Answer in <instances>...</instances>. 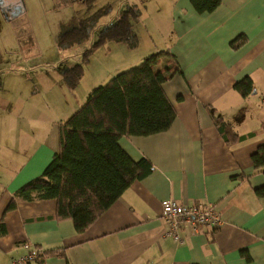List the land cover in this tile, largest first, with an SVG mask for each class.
<instances>
[{
    "label": "crops",
    "instance_id": "crops-1",
    "mask_svg": "<svg viewBox=\"0 0 264 264\" xmlns=\"http://www.w3.org/2000/svg\"><path fill=\"white\" fill-rule=\"evenodd\" d=\"M130 6L144 25L143 44L135 55L121 58L111 78L156 53L162 54L157 67L164 61L180 69L162 84L176 113L171 126L119 139L133 160L147 159L152 171L82 232L72 220L55 217V199H16L8 211L14 192L39 176L57 150L58 126L68 117L50 119V131L37 135L41 141L17 146L25 161L11 169L1 160L7 158L0 159V222L5 226L0 264L37 248L59 253L25 264H264V196L255 192L264 184V173L251 160L264 144V0H220L203 13L191 0H132ZM239 36L243 39L231 46ZM245 77L255 89L244 97L233 85ZM217 116L238 135H253L226 143L215 125ZM166 200L211 204L222 224L196 232L184 228L181 242L166 237L161 217Z\"/></svg>",
    "mask_w": 264,
    "mask_h": 264
},
{
    "label": "trees",
    "instance_id": "trees-1",
    "mask_svg": "<svg viewBox=\"0 0 264 264\" xmlns=\"http://www.w3.org/2000/svg\"><path fill=\"white\" fill-rule=\"evenodd\" d=\"M82 1L86 12L82 17L73 18L68 28L58 35L60 48L65 49L88 39L96 25V18L110 8L105 6L90 14L94 0ZM191 4L199 13L211 12L220 0H191ZM18 12H23V6ZM135 19L136 12L129 6L117 14L115 20L104 24L96 41L84 53L85 59L107 41L134 46L137 42L133 30ZM242 39V36L237 37L231 41V46L238 45ZM161 56L151 54L139 64L118 72L107 83L92 88L83 104L59 124L58 146L51 161L39 176L14 192L7 206L8 211L16 207V199H55V217L72 220L77 232H82L135 180L152 171L153 166L147 159L133 160L120 146L119 139L165 131L175 120L174 107L162 84L180 69L172 63L157 67ZM82 72L80 64L66 68L63 78L67 86H77ZM233 88L244 97L255 89L249 77L235 82ZM214 122L228 144L253 135H238L220 116L215 117ZM251 160L254 168L264 173V144L257 147ZM255 192L264 196V184ZM4 231L1 221L0 233ZM45 253L58 254L59 251H42L36 258H42Z\"/></svg>",
    "mask_w": 264,
    "mask_h": 264
},
{
    "label": "rangeland",
    "instance_id": "rangeland-1",
    "mask_svg": "<svg viewBox=\"0 0 264 264\" xmlns=\"http://www.w3.org/2000/svg\"><path fill=\"white\" fill-rule=\"evenodd\" d=\"M11 1L0 0V159L7 158L1 160L14 169L26 156L17 146L29 147L32 139L41 141L37 135L50 131V119L69 117L92 88L107 83L121 58L140 50L145 28L135 19L133 30L138 39L134 46L107 41L85 59L100 28L115 20L132 0H94L90 14L105 6L109 10L96 18L88 39L65 49L58 46V35L73 18L85 14L82 0H23V12L15 10L17 15L12 16L9 11L8 18L2 9ZM75 64L82 65L83 72L77 86L70 88L63 71ZM17 118L19 122H13Z\"/></svg>",
    "mask_w": 264,
    "mask_h": 264
},
{
    "label": "built area",
    "instance_id": "built-area-1",
    "mask_svg": "<svg viewBox=\"0 0 264 264\" xmlns=\"http://www.w3.org/2000/svg\"><path fill=\"white\" fill-rule=\"evenodd\" d=\"M161 217L165 222L163 235L181 242L180 232L188 228L192 232L207 228L214 230L222 224L220 215L211 204L204 206L181 205L174 200H166L161 204ZM40 251L32 249L18 258L12 259L10 264H25L36 259Z\"/></svg>",
    "mask_w": 264,
    "mask_h": 264
},
{
    "label": "flooded vegetation",
    "instance_id": "flooded-vegetation-1",
    "mask_svg": "<svg viewBox=\"0 0 264 264\" xmlns=\"http://www.w3.org/2000/svg\"><path fill=\"white\" fill-rule=\"evenodd\" d=\"M16 0H12L9 4H8V8L5 9L6 14L10 11L11 13H13L15 10H18V5H20L18 2H15ZM1 5V4H0ZM2 6V5H1ZM4 9V8H3Z\"/></svg>",
    "mask_w": 264,
    "mask_h": 264
},
{
    "label": "water",
    "instance_id": "water-1",
    "mask_svg": "<svg viewBox=\"0 0 264 264\" xmlns=\"http://www.w3.org/2000/svg\"><path fill=\"white\" fill-rule=\"evenodd\" d=\"M19 1L22 2L23 0H19ZM17 7H18V10H19V9H20V5H18ZM2 10H3L4 14L7 16L5 10H4V9H2ZM14 13H15V15H17V12H13V13H11L12 16H14ZM7 17H8V16H7ZM8 18H9V17H8Z\"/></svg>",
    "mask_w": 264,
    "mask_h": 264
}]
</instances>
